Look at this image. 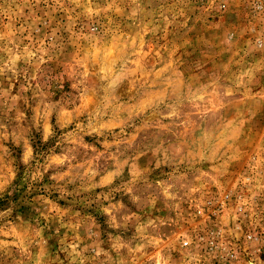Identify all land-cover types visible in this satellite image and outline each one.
Returning <instances> with one entry per match:
<instances>
[{
  "label": "rangeland",
  "instance_id": "1",
  "mask_svg": "<svg viewBox=\"0 0 264 264\" xmlns=\"http://www.w3.org/2000/svg\"><path fill=\"white\" fill-rule=\"evenodd\" d=\"M0 264H264V0H0Z\"/></svg>",
  "mask_w": 264,
  "mask_h": 264
}]
</instances>
